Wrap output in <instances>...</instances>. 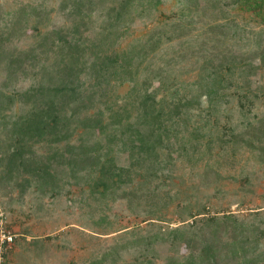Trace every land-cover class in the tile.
I'll list each match as a JSON object with an SVG mask.
<instances>
[{"label": "rangeland", "instance_id": "1", "mask_svg": "<svg viewBox=\"0 0 264 264\" xmlns=\"http://www.w3.org/2000/svg\"><path fill=\"white\" fill-rule=\"evenodd\" d=\"M72 1L0 0V159L38 101L23 93L69 81L87 101L63 114L68 145L49 128L34 145L38 161L65 157L50 158L54 179L24 193L27 173L0 182V227L16 235L8 264H90L113 252L114 264L182 261L177 229L200 245L249 238L264 259V24L239 0H82L79 11ZM103 56L118 61L97 80ZM149 95L165 111L151 154L133 147L130 128ZM99 115L101 128L83 124ZM84 152L129 178L94 188L100 168L67 165Z\"/></svg>", "mask_w": 264, "mask_h": 264}, {"label": "trees", "instance_id": "2", "mask_svg": "<svg viewBox=\"0 0 264 264\" xmlns=\"http://www.w3.org/2000/svg\"><path fill=\"white\" fill-rule=\"evenodd\" d=\"M72 4L74 6L73 8L79 11L82 6V0L72 1ZM239 5L240 8L247 10L264 24V0H239ZM73 47L77 49L79 47V41H76ZM117 61L118 58L116 60L108 56L98 57L93 63L94 65L91 68L92 72L89 75L95 77L97 80L103 79L106 75L111 74L112 65ZM14 62L19 63L20 61L19 59H14ZM68 83L54 89L29 90L21 95L23 99L30 100L32 98H38V101L34 104L32 111L14 125L15 128L12 132L16 140L15 144L11 147L9 155L4 159H0V165H2V161L5 162V173L0 178V182L4 180L13 181L27 173L30 175V178H25L21 183H18L24 193L27 186L32 184L31 180L39 179L49 181L55 178L53 173L55 170L52 162H50V158L58 156L65 157L57 153L48 156L47 162L42 160L38 161L35 158L36 152L34 145L46 139L48 135L47 128H49V132L53 131L55 133V137L52 140L54 144L68 145L67 133H61L59 131L62 123H64L65 116L63 114L66 108L71 106V101L76 104V108L79 106H87V101L79 98L81 96L78 90L79 88L69 81ZM159 106V102L152 95L145 97L141 105L142 111L137 123L130 124V128H134L133 132L136 134L134 136L133 147H136L141 152H147V154H151L154 150L150 142L152 134L159 135L160 130L163 129L162 126H164V124H161V119L164 117L165 111L163 107L159 108ZM100 117L101 115L95 119L85 120L83 124L85 126H92L95 129L101 128L103 123ZM69 148L71 150L73 147ZM88 153L84 152L82 155L76 153V156L70 155L67 165L72 171L84 169L86 168V164L90 165L91 171L95 168H100L101 176L95 181L94 188H103V192L109 191L112 185L121 184L124 176H129V169L126 167L113 164L111 159L106 163H102L101 156L91 157ZM55 160L56 158H53V161ZM227 220L234 219L232 217H226ZM209 221L212 223L218 222V218ZM170 235H172V243L174 245H178L177 241L180 239V241L184 240L188 245L189 253L186 259L182 261L176 257H170L166 264H264L262 257L256 258L252 253L258 246L256 244L257 242L253 244L249 238H238L237 236V239L231 244L232 246L225 245V247H221L213 241H202L200 245L198 241L189 239L188 237L183 239L184 235L180 237L181 233L178 229L172 231ZM259 237H264L263 231ZM113 255L114 252L106 255L103 259L92 261L90 264H109L107 262L108 259L112 260L110 264H114L113 261L116 260Z\"/></svg>", "mask_w": 264, "mask_h": 264}, {"label": "built area", "instance_id": "3", "mask_svg": "<svg viewBox=\"0 0 264 264\" xmlns=\"http://www.w3.org/2000/svg\"><path fill=\"white\" fill-rule=\"evenodd\" d=\"M1 221H3L1 219ZM0 221V222H1ZM16 243V235L8 228L0 227V264H8L10 252L13 250Z\"/></svg>", "mask_w": 264, "mask_h": 264}]
</instances>
